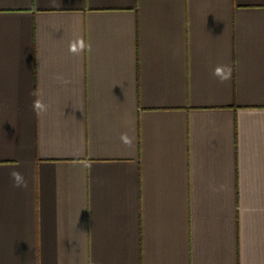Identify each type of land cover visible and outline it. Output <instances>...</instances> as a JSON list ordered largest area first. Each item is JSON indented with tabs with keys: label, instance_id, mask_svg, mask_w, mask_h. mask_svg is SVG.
<instances>
[{
	"label": "crops",
	"instance_id": "obj_1",
	"mask_svg": "<svg viewBox=\"0 0 264 264\" xmlns=\"http://www.w3.org/2000/svg\"><path fill=\"white\" fill-rule=\"evenodd\" d=\"M0 264H264V0H0Z\"/></svg>",
	"mask_w": 264,
	"mask_h": 264
},
{
	"label": "clouds",
	"instance_id": "obj_2",
	"mask_svg": "<svg viewBox=\"0 0 264 264\" xmlns=\"http://www.w3.org/2000/svg\"><path fill=\"white\" fill-rule=\"evenodd\" d=\"M84 47H85V45L83 44L82 41H80L79 47L73 46L70 50L74 53H79L80 51H82L84 49ZM213 75L216 76L220 80V82L223 83V82L230 79L231 68L227 65L217 66V68L213 72ZM37 103H39V102H37ZM41 107H43V106L41 105ZM122 139L126 143H129V144L131 143V139L128 138L126 134H124L122 136ZM10 177H11L15 187H23V188L27 187V181H26L22 172L13 170L12 172H10Z\"/></svg>",
	"mask_w": 264,
	"mask_h": 264
}]
</instances>
